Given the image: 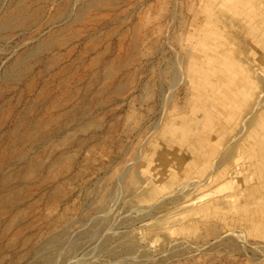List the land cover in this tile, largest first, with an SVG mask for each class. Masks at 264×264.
<instances>
[{"label":"rangeland","instance_id":"rangeland-1","mask_svg":"<svg viewBox=\"0 0 264 264\" xmlns=\"http://www.w3.org/2000/svg\"><path fill=\"white\" fill-rule=\"evenodd\" d=\"M0 264H264V0H0Z\"/></svg>","mask_w":264,"mask_h":264},{"label":"bare ground","instance_id":"bare-ground-1","mask_svg":"<svg viewBox=\"0 0 264 264\" xmlns=\"http://www.w3.org/2000/svg\"><path fill=\"white\" fill-rule=\"evenodd\" d=\"M235 233V232H234ZM243 243V242H242Z\"/></svg>","mask_w":264,"mask_h":264}]
</instances>
